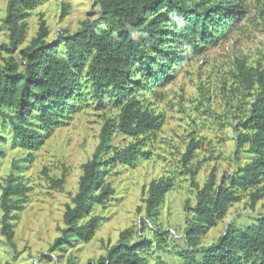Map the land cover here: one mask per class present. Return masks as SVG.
<instances>
[{
    "label": "trees",
    "instance_id": "obj_1",
    "mask_svg": "<svg viewBox=\"0 0 264 264\" xmlns=\"http://www.w3.org/2000/svg\"><path fill=\"white\" fill-rule=\"evenodd\" d=\"M40 1L8 0L3 18L9 41L2 44L8 55L0 63V115L11 124L16 141L32 155L45 136L63 124L79 107L82 71L87 72L100 106L110 96L119 108L117 118L109 117L104 123L93 157L83 163L78 190L66 204L65 226L52 245L63 250L74 241L93 239L104 217L92 211L115 194L113 184L105 178L108 168L118 162L134 164L147 156L139 139L155 133L164 122L163 114L147 103V97H140L139 89L153 90L165 83L179 64L231 31L242 18L244 0H96L100 19L107 26L87 18L78 30L65 29L58 40L50 41V26L42 16L36 35L22 47L28 16ZM69 7L64 4L63 16ZM60 45L65 54L58 52ZM234 78L239 82L230 89L231 99L237 98V103H231L239 112L235 155L240 159L248 151L252 157L220 181L216 167L212 168L201 184L196 175L202 161L192 164L201 140L193 136L187 144L182 164L197 194L195 204L186 203L184 264H264V212L247 226L229 223L216 241L202 243L203 234L226 216L234 202L243 199L245 191L252 208L264 197V62L249 64L245 58H237ZM245 102L248 106L243 108ZM116 130L134 140L123 147L113 145ZM4 153L0 145V155ZM44 173L52 186L63 187L66 173L53 177L48 168ZM174 185L173 176H162L153 179L146 191L143 218L155 223L159 242L165 241L166 232L156 221ZM0 187L1 230L16 248L13 219L16 211L24 209L30 188L14 171ZM87 264H150V260L124 230L117 243ZM157 264L170 263L159 258Z\"/></svg>",
    "mask_w": 264,
    "mask_h": 264
},
{
    "label": "rangeland",
    "instance_id": "obj_2",
    "mask_svg": "<svg viewBox=\"0 0 264 264\" xmlns=\"http://www.w3.org/2000/svg\"><path fill=\"white\" fill-rule=\"evenodd\" d=\"M7 3L8 0H0V63L8 55L2 46L9 41L3 22ZM66 3L70 7L63 16ZM243 3L242 18L231 31L205 44L204 50L190 61L179 64L165 83H158L153 90L139 89L140 97H147V103L163 114L164 122L155 133L143 134L139 139L147 156L134 164L118 162L108 168L105 178L113 184L115 194L105 204L95 205L92 214L102 215L104 219L88 242L74 241L63 250L52 247L65 226L66 204L78 190L83 163L93 157L104 123L109 117L117 118L119 108L110 96H106L105 106H100L87 80V72L82 71L83 95L77 102L79 107L45 136L43 143L32 150V155L19 145L11 124L5 123L0 115V145L5 151L0 155V184L14 171L30 188L24 209L16 211L13 219L16 248L2 233L0 204V264H87L117 243L124 230L129 231L130 240L139 245L150 264H157L159 258L170 264H184L181 253L186 247V203L190 200L195 204L197 194L182 164L187 144L193 136L201 140L192 160L193 165L202 161L196 175L201 184L212 168L216 167L220 181L252 157L248 151L242 152L240 159L235 155L239 112L231 103L233 100L237 103V98L231 99L234 96L230 89L232 84L239 85L234 78L237 58H245L249 64L264 62V0H244ZM42 16L50 26V41L58 40L65 29L78 30L87 18L108 25L100 19L96 0H41L28 16V34L22 47L36 35ZM58 52L65 54L62 45ZM135 74L141 77L138 71ZM247 106L245 102L243 108ZM8 111L13 112V109ZM132 140L133 137L118 130L113 132V145L123 147ZM45 168L53 177L66 173L62 188L52 186ZM169 175L174 177L175 185L167 193L156 221L166 232L165 241L159 242L155 223L143 218L145 197L153 179ZM248 193L245 191L243 199L234 202L226 216L203 234V244L216 241L229 223L247 226L264 212V197L252 208Z\"/></svg>",
    "mask_w": 264,
    "mask_h": 264
}]
</instances>
